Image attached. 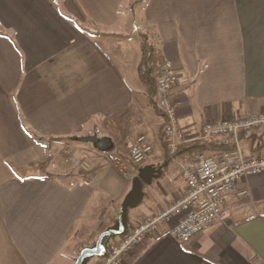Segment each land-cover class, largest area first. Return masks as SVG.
Wrapping results in <instances>:
<instances>
[{"label": "crops", "instance_id": "0c3cea01", "mask_svg": "<svg viewBox=\"0 0 264 264\" xmlns=\"http://www.w3.org/2000/svg\"><path fill=\"white\" fill-rule=\"evenodd\" d=\"M141 33L176 65L188 137L180 158L195 157L187 147L206 121L264 112V0H0V264H72V239L96 238L119 213L103 171L121 172L129 192L138 170L122 159L140 133H152L155 148L139 166L162 172L144 184L128 230L185 191L139 75ZM254 132L241 137L244 151L262 155L264 130ZM92 134L114 148L58 138ZM73 143L90 154L88 174L52 167L51 150ZM104 158L120 167L98 165ZM26 162L37 170L16 172ZM239 186L249 195L227 190L221 220L186 240L159 230L119 264H264V174Z\"/></svg>", "mask_w": 264, "mask_h": 264}, {"label": "built area", "instance_id": "2783aa9c", "mask_svg": "<svg viewBox=\"0 0 264 264\" xmlns=\"http://www.w3.org/2000/svg\"><path fill=\"white\" fill-rule=\"evenodd\" d=\"M177 81L176 65L165 60L156 79V103L165 118L162 135L166 155L178 163L186 189L165 208L141 219L125 234L112 240L107 254L99 257L97 264H119L125 254L159 230L182 240L192 238L223 218L227 190L246 197L250 190L240 187L239 182L251 173L264 174V154H246L240 137L241 133L264 130V112L206 121L197 140L205 145L216 142L229 147L219 153L202 152L193 158L179 157L188 137L180 125L178 105L173 95ZM152 140L154 135L148 132L133 137L129 156L134 163L141 165L152 157ZM70 148L71 151L74 149ZM71 158L85 169L90 167L88 159L80 160L76 155Z\"/></svg>", "mask_w": 264, "mask_h": 264}, {"label": "water", "instance_id": "95a60500", "mask_svg": "<svg viewBox=\"0 0 264 264\" xmlns=\"http://www.w3.org/2000/svg\"><path fill=\"white\" fill-rule=\"evenodd\" d=\"M74 140L83 143H92L100 151H110L115 143L109 136H98L95 134L85 136H75ZM161 166L147 164L139 167L138 173L134 176L132 187L121 202L117 220L107 226L97 237L92 245L83 247L72 264H88L92 259L102 257L107 254L109 242L125 234L129 226V209L139 205L144 196V184L152 182L153 178L160 176Z\"/></svg>", "mask_w": 264, "mask_h": 264}, {"label": "rangeland", "instance_id": "374dc122", "mask_svg": "<svg viewBox=\"0 0 264 264\" xmlns=\"http://www.w3.org/2000/svg\"><path fill=\"white\" fill-rule=\"evenodd\" d=\"M74 143H73V145L70 144V145H68L66 147H63V148L60 147V149H52L51 150L52 152L50 153L49 157H50V159H52V167L54 169H59L60 167L61 168L66 167L70 174H80L81 172H83L85 174H88L90 172L89 169H91V168L90 167L88 169L83 168L80 164L74 162L72 160L71 156L72 155H76V157H78V159H80V160L88 159V161L90 163V166H91L92 161H91V158H90V154L87 153L86 150H84L80 144L74 145ZM152 143H153V145L155 144V139L152 140ZM70 146L75 147V148L71 151ZM129 149H130V145H129ZM128 153H129V151H128ZM130 160H132V159L130 158ZM37 165L38 164L35 163V162H33V163H31V162L27 163L26 162V165H22L21 166L22 169H20V168H18V166H16L15 170H16V172H23V171H20V170H25V169H30V168L32 169L33 168L36 171L37 167H38ZM98 165H100V166L104 165V166H108V167H113L114 169L116 167H120V166L110 162V160H108L107 158L99 159L98 160ZM126 169L129 170V168H126ZM103 172L104 173H103L102 176L105 177V178H103V184H102V189H104L103 190L104 191V193H103L104 197H105V199H107V201H112V203H116L117 205H119L122 202V200L124 199L125 195L127 194L126 187L128 186V184L130 182L129 181H125L123 179V175L121 174V172L118 173V172L113 170L110 174H107V172H108L107 168H106V171H103ZM145 200H146V198H145ZM130 211H131L130 212V220H132L133 213H137V211H139V210H135V208H131ZM105 228L103 227L101 232ZM97 237H96V239H97ZM114 239L115 238H113L112 240H114ZM82 242H84V239H81V238L72 239V242H71V245H70V249L73 250L72 251L73 252L72 255H73L74 259H76V257L79 255V253H80V251L82 249V247L80 248ZM98 258L99 257L92 259L88 264H93Z\"/></svg>", "mask_w": 264, "mask_h": 264}, {"label": "trees", "instance_id": "16d2710c", "mask_svg": "<svg viewBox=\"0 0 264 264\" xmlns=\"http://www.w3.org/2000/svg\"><path fill=\"white\" fill-rule=\"evenodd\" d=\"M121 36H123V35H121ZM140 38H141V53H142V55H141V60H140L139 66H138L139 75H140V78L142 79V81L145 82L146 84H148V86H149V91L151 94V104L153 105V108L155 110L158 109L160 111V109L157 106L156 100L153 97V95H154L153 93L156 90L154 85H155L157 76L160 72L161 65L164 62V58H163V55H162L160 49L150 42L147 34L141 33ZM251 133L255 134L254 131ZM244 135H245V133H241L240 137H242ZM250 136H252V134H250ZM58 138L59 139H65V140L70 141V142H78V141L74 140L73 136L58 137ZM161 140L164 141V138L162 137ZM228 147L229 146H226L224 144H218L216 142H212L208 145H205V144H202L199 141H197V142H194L191 145H189L187 147V149L195 151V155H196V154L202 153V152L219 153ZM122 163H123L125 168H128V166H130L131 168H129V169L133 172H136L138 170V168L140 167L138 164L134 163L132 160H130V158H127V157L124 160L122 159ZM117 218H118V213L115 215V217L113 218V220L111 221L110 224H113L117 220ZM110 224L105 225V227L109 226ZM115 238H117V237H115ZM95 239L96 238L94 237L93 239L82 243L80 248L81 247L83 248L87 245H92L95 242Z\"/></svg>", "mask_w": 264, "mask_h": 264}]
</instances>
